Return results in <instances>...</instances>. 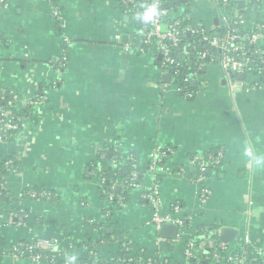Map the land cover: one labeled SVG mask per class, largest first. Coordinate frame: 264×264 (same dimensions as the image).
Wrapping results in <instances>:
<instances>
[{
	"label": "crops",
	"instance_id": "crops-1",
	"mask_svg": "<svg viewBox=\"0 0 264 264\" xmlns=\"http://www.w3.org/2000/svg\"><path fill=\"white\" fill-rule=\"evenodd\" d=\"M5 1L0 97L13 94L16 108L29 106L31 112L14 138L0 140V176L5 159L15 162L2 176L12 196L0 200V264H45L6 252L11 243L32 245L39 238L57 240L63 264L73 255L75 264L112 260L122 237L136 252L184 263L193 233L204 231L207 245L222 229L234 232L225 243L243 264L257 252L264 256V84L231 87L222 65L212 63L194 76L195 96L186 100L164 77L159 58L131 44L136 21L120 0ZM179 5L181 14L173 16L209 31L221 29L236 13L221 0H180ZM55 7L62 27L53 16ZM42 91L48 98L31 103ZM109 146L132 151L144 166L158 147L174 153L158 179L150 169L127 204L117 208L102 196L99 175L87 168ZM214 147L225 153L220 172L198 182L185 168L192 155ZM154 186L161 213L191 217L189 231L179 239L158 235L153 209L143 199ZM202 186L209 189L204 202ZM31 187L51 191L56 201L21 198ZM176 203L181 210H173ZM102 224L110 237L96 227ZM213 225L217 228L210 229Z\"/></svg>",
	"mask_w": 264,
	"mask_h": 264
},
{
	"label": "built area",
	"instance_id": "built-area-1",
	"mask_svg": "<svg viewBox=\"0 0 264 264\" xmlns=\"http://www.w3.org/2000/svg\"><path fill=\"white\" fill-rule=\"evenodd\" d=\"M120 2L136 21V30L133 33L131 44L139 51L151 52L159 58L162 71L170 74V84L183 99L190 100L195 96L194 89L190 87L194 76L206 65L212 63L222 65L231 87L238 86L248 90L259 88L264 84V46L260 44V39L264 37V0H221L222 5L234 7L236 11L233 19L226 23L221 31L220 29L209 31L203 27H196L194 24L187 23L189 22L187 19L173 16L176 7L169 5L168 0H155L158 4V15L152 22H140V27H137L139 21L137 13L142 12L144 5L153 3L154 0H120ZM238 2L242 5L241 9L237 8ZM254 3H260L258 14L254 9ZM6 5L5 0H0V6L4 7ZM242 9L251 10L250 17H246L241 12ZM53 16L62 27V16L58 7L54 8ZM137 35L140 36L139 39L135 38ZM186 35H189L190 38ZM191 52L194 55L193 57L190 56ZM36 97L41 100L48 98L44 93L37 94ZM31 103H33V100ZM3 128L5 133L0 135V140L7 137L8 130H17L19 123L8 117L7 121L3 122ZM173 153L174 149L172 148H156L151 154L150 169L156 175L166 170L161 163L164 158ZM222 156L221 152L218 153L217 158L210 155L209 160L218 163ZM189 166L198 168L202 173L206 171V161L201 155H193L189 160ZM132 176L131 185L134 187L142 186L135 181L137 172H134ZM99 177L101 186L104 187L106 178L103 174H100ZM196 181L203 183L205 178L201 174ZM3 189H5L4 183L0 182V195H2ZM208 194L209 189L202 186L200 191L202 202L206 200ZM38 195L36 192L31 193V197L34 198ZM40 195L49 197L46 192H42ZM114 196V193L110 192L108 199L113 200ZM143 199L148 200L153 209L152 219L158 230L164 223L176 222L179 225L177 238L179 239L187 233V222L188 219L191 220V217H187V220L184 218L174 219L172 214L161 213L159 211L160 194L157 186L146 189L143 192ZM172 207L175 211L181 210L178 203L173 204ZM19 216L16 215V217ZM19 222H23L22 216L19 217ZM201 233L205 237L206 233L204 231H201ZM56 242V239H37L32 245H27L33 251L29 257L34 261H40L42 255L38 251L41 249L55 250ZM198 248L212 250L213 264H243V258L240 254L228 252L227 243L218 239H210L207 245L203 242L198 244L191 240V236L187 240L184 249V264H188L190 259L195 256V250ZM117 258L112 259V261ZM199 260V264H205L203 263L204 259ZM133 261L135 264H159L151 259L140 261L137 258ZM96 263L95 261L93 264ZM247 264H264V256L261 255V252H257Z\"/></svg>",
	"mask_w": 264,
	"mask_h": 264
},
{
	"label": "trees",
	"instance_id": "trees-1",
	"mask_svg": "<svg viewBox=\"0 0 264 264\" xmlns=\"http://www.w3.org/2000/svg\"><path fill=\"white\" fill-rule=\"evenodd\" d=\"M180 0H168V4L176 7L179 4ZM260 3H254V9L256 13L258 14L260 11ZM253 6V5H251ZM250 6V7H251ZM241 12L246 16L250 17L251 10H241ZM183 19V17L181 18ZM185 23L187 21H184ZM190 23V22H187ZM137 27H140V21L137 23ZM222 29H220L221 31ZM186 37L190 38L189 35H186ZM136 39H139L140 36L137 35L135 37ZM3 40L2 36L0 35V42ZM190 56L193 57V53H190ZM190 87L194 89V87L190 84ZM195 90V89H194ZM44 92L42 91L43 94ZM41 99L39 97H35L33 99L34 102H39ZM15 98L13 94L5 93L0 97V135H4V128H3V122L7 121L8 117L12 118V121L19 123V128L17 130H8L7 137H3V140L8 141L21 130L23 126V118L30 115L31 109L29 106L25 107L24 109H18L15 106ZM167 148V147H164ZM222 153L223 156L220 158V161L218 163L214 161L209 160V156L212 155L214 158H217L218 153ZM198 155V154H195ZM201 156L204 157V160L206 161V171L200 172L199 169L196 167L187 166L185 168V171L187 173H192L197 180V178L202 174L206 180L211 174L214 172H220L221 166L224 163V157L225 153L224 150L221 148L214 147L207 153L202 154ZM169 157V156H168ZM168 157L164 158L162 161V165H165V162L167 161ZM193 157V155H192ZM11 161V163H9ZM151 163V161H150ZM150 163L148 165L144 166L141 164L140 159L138 156H136L135 153L132 151H125L120 148L115 147H106L102 152L99 153L96 160L91 162L88 165V170L95 171L97 174H103L106 178V183L104 187H101V193L104 198H108V194L110 192L114 193L113 200H110L111 205L116 206L119 208L120 206H125L127 204V201L130 198V193L134 186L131 185L132 181V174L134 172H137L136 182L142 185L144 182V176L145 174L150 170ZM15 162L13 161L12 157H8L5 159L2 165V175L0 176V182L4 183L5 189H3L2 195H0V200L2 199H11V192L9 190L8 184L5 183L4 178L2 176L9 175L12 172L13 165ZM162 173L157 174V179ZM115 184V185H114ZM105 189V192H104ZM36 192L39 195L37 197H31V193ZM46 192L49 194V197L42 196L40 193ZM21 198H31L34 200H43V201H56L57 197L54 193H52L49 190H46L44 188L39 187H31L28 189H25L20 194ZM151 206V205H150ZM97 228H99L100 232L104 236V238L110 237L111 235L108 233V225L102 224V225H96ZM217 228L216 225L210 226V229ZM213 239H217L218 237L216 234H213ZM121 241V251L118 254V258L115 261L112 260H98L96 261V264H135L134 259H140V261H147L149 259L158 262L159 264H184L183 262L180 263H174L167 259H161L160 257L147 252L145 250L144 252H136L134 251L132 244L128 238H120ZM191 240L195 241V243H202L204 242V235L200 232H195L191 236ZM219 240V238H218ZM7 254L11 255H27L33 253L28 247L26 243H11L7 245L6 248ZM42 255V258L40 259V262H43L45 264H63V261L60 259L58 253L55 250H48V249H41L38 251ZM199 259H204L203 263L205 264H213L214 257L212 250L202 248V249H196L195 250V256L190 259L188 264H199ZM95 261L92 260H85L82 261L81 264H93Z\"/></svg>",
	"mask_w": 264,
	"mask_h": 264
},
{
	"label": "water",
	"instance_id": "water-1",
	"mask_svg": "<svg viewBox=\"0 0 264 264\" xmlns=\"http://www.w3.org/2000/svg\"><path fill=\"white\" fill-rule=\"evenodd\" d=\"M185 1V0H183ZM164 77L166 79H170V74L166 73L164 75ZM241 77H243V75H241ZM178 231H179V225L176 222H167L164 223L160 229L158 230V235L162 238V239H176L178 236ZM220 238L219 240L222 242H230L234 239V232L231 229H222L220 231Z\"/></svg>",
	"mask_w": 264,
	"mask_h": 264
},
{
	"label": "clouds",
	"instance_id": "clouds-1",
	"mask_svg": "<svg viewBox=\"0 0 264 264\" xmlns=\"http://www.w3.org/2000/svg\"><path fill=\"white\" fill-rule=\"evenodd\" d=\"M157 15H158V4L154 0L153 3L144 5L143 11L137 13V19L141 23H149L152 22ZM261 160H264V157H262ZM76 260L77 257L73 255L69 257L68 264H75Z\"/></svg>",
	"mask_w": 264,
	"mask_h": 264
},
{
	"label": "rangeland",
	"instance_id": "rangeland-1",
	"mask_svg": "<svg viewBox=\"0 0 264 264\" xmlns=\"http://www.w3.org/2000/svg\"><path fill=\"white\" fill-rule=\"evenodd\" d=\"M178 7V6H177ZM176 7V8H177ZM176 12H178V13H180L181 14V11H180V5H179V8H177L176 10H175V13ZM189 231V230H188ZM186 236L187 235H184L183 237H182V239L180 240V242H183L185 239H186ZM161 244V243H160ZM175 244H178L177 242L175 243ZM237 264V263H236Z\"/></svg>",
	"mask_w": 264,
	"mask_h": 264
}]
</instances>
